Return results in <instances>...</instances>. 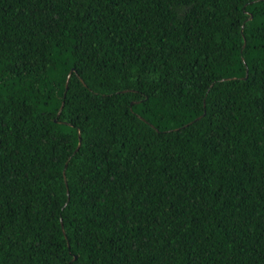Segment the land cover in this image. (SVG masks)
<instances>
[{
	"label": "trees",
	"instance_id": "16d2710c",
	"mask_svg": "<svg viewBox=\"0 0 264 264\" xmlns=\"http://www.w3.org/2000/svg\"><path fill=\"white\" fill-rule=\"evenodd\" d=\"M0 264H264V0H0Z\"/></svg>",
	"mask_w": 264,
	"mask_h": 264
},
{
	"label": "water",
	"instance_id": "95a60500",
	"mask_svg": "<svg viewBox=\"0 0 264 264\" xmlns=\"http://www.w3.org/2000/svg\"><path fill=\"white\" fill-rule=\"evenodd\" d=\"M69 76V75H68ZM68 76H67V78H68ZM63 104V103H62ZM62 104H61V107H62ZM61 107H60V109H61ZM80 137V136H79ZM80 144V143H79ZM78 147V146H77Z\"/></svg>",
	"mask_w": 264,
	"mask_h": 264
}]
</instances>
